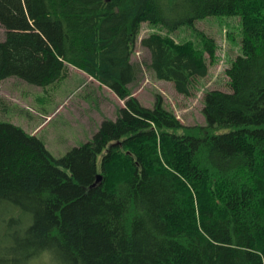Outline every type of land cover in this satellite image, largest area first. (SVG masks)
I'll return each mask as SVG.
<instances>
[{
  "label": "trees",
  "instance_id": "obj_1",
  "mask_svg": "<svg viewBox=\"0 0 264 264\" xmlns=\"http://www.w3.org/2000/svg\"><path fill=\"white\" fill-rule=\"evenodd\" d=\"M212 16L238 18L241 54L224 71L230 90L204 93L205 125L181 124L159 95L141 105L143 69L183 96L207 76L215 39L172 35ZM142 24L159 30L140 40V64ZM0 26V82L46 87L73 67L124 101L58 159L0 121L6 262L264 264V0H0Z\"/></svg>",
  "mask_w": 264,
  "mask_h": 264
},
{
  "label": "rangeland",
  "instance_id": "obj_2",
  "mask_svg": "<svg viewBox=\"0 0 264 264\" xmlns=\"http://www.w3.org/2000/svg\"><path fill=\"white\" fill-rule=\"evenodd\" d=\"M157 29L141 25L133 61L140 64L148 61L149 54L139 46V42L143 36ZM4 33L0 26V41L4 39ZM199 33L215 39L217 61L209 65L207 76L196 80L191 96L176 93L171 82L155 79L143 67L138 84L131 91L132 96L148 108L153 106L155 96L159 95L164 108L185 126L205 125L202 115L204 93L215 89L230 90L224 71L228 60L241 54L236 16L207 17L196 21L192 27L179 28L172 36L178 41L198 42ZM85 75L68 67L63 79L46 87L33 86L14 77L3 80L0 82V121L12 123L38 137L55 159L64 156L71 148L90 140L104 119H115L117 110L124 107L123 100ZM229 130L219 128L210 131L221 134ZM29 262L24 264H57L47 253ZM0 264H10L1 249Z\"/></svg>",
  "mask_w": 264,
  "mask_h": 264
},
{
  "label": "water",
  "instance_id": "obj_3",
  "mask_svg": "<svg viewBox=\"0 0 264 264\" xmlns=\"http://www.w3.org/2000/svg\"><path fill=\"white\" fill-rule=\"evenodd\" d=\"M100 180H101V176L98 175V176L96 177V181H95L94 185H95V184H98V183L100 182ZM94 185H92V186H94Z\"/></svg>",
  "mask_w": 264,
  "mask_h": 264
},
{
  "label": "crops",
  "instance_id": "obj_4",
  "mask_svg": "<svg viewBox=\"0 0 264 264\" xmlns=\"http://www.w3.org/2000/svg\"><path fill=\"white\" fill-rule=\"evenodd\" d=\"M85 76H87V75H85ZM89 77V76H88ZM90 78V77H89ZM92 79V78H91ZM93 80V79H92ZM95 81V80H94Z\"/></svg>",
  "mask_w": 264,
  "mask_h": 264
}]
</instances>
